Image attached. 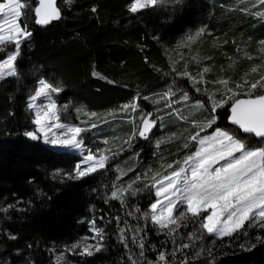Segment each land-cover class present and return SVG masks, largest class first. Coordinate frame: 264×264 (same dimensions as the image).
Segmentation results:
<instances>
[{
  "label": "trees",
  "instance_id": "1",
  "mask_svg": "<svg viewBox=\"0 0 264 264\" xmlns=\"http://www.w3.org/2000/svg\"><path fill=\"white\" fill-rule=\"evenodd\" d=\"M133 2L59 0L62 17L42 27L35 22L37 0H27V14L20 22L31 36L20 43L18 75L0 80V264H57L60 256L61 264H131L129 257L146 264L156 261L160 252L170 264H180L186 256L188 264H209L206 251L192 259L201 248L212 249L214 264H264V242L256 239L264 238V221L245 222L238 232L221 238L201 232L204 215H189L171 236L145 218L156 199L153 184L193 153L190 137L196 132L225 128L249 145H264V140L229 124L231 100L217 109L216 123L201 131L212 115L209 95L216 93L220 99L225 92L218 81H228L227 87L239 98L264 76V18L256 15L264 13V4L158 0L133 13ZM193 35L195 40L183 48L181 57L170 52L171 45ZM12 51L15 44L6 43L0 59ZM205 68L209 71L203 73ZM185 72L197 82L182 75ZM41 79L63 87L59 100L68 107L61 113L62 121L82 122V136L104 139L96 147L105 151L104 168L70 179L79 155L25 135L37 131L29 99ZM170 92L175 95L167 96ZM183 93L189 95L186 102ZM262 93L260 88L255 92ZM197 101L206 102L205 107L198 109ZM75 104L95 116L79 114ZM149 112L158 120L154 133L163 132L161 144L154 145L153 133L126 143ZM116 187L126 190L124 203L111 198ZM92 221L103 229V240L92 230ZM121 228L127 248L120 239ZM85 236H94L101 250L93 249L91 256L81 255V248L71 250ZM133 236L137 243L141 238L145 242L143 257ZM181 244L190 247L179 251Z\"/></svg>",
  "mask_w": 264,
  "mask_h": 264
},
{
  "label": "snow or ice",
  "instance_id": "2",
  "mask_svg": "<svg viewBox=\"0 0 264 264\" xmlns=\"http://www.w3.org/2000/svg\"><path fill=\"white\" fill-rule=\"evenodd\" d=\"M157 2L158 0H134L130 11L135 13L141 8L155 6ZM259 3L264 4V0H259ZM39 5L34 9L37 24L46 25L52 20L60 18V12L55 8L53 0H39ZM27 10V0H0V17H2L0 19V45L14 43L16 49L15 52L8 54L5 59L0 60V79L18 74L15 61L19 55L20 41L31 36V33L26 30V26L21 27L19 23L20 19L26 16ZM256 15L264 18V13H256ZM203 31L204 29H201L196 35L199 36ZM192 39L194 37H188L189 41ZM261 43L264 44V41H261ZM208 71V68L203 69V73ZM203 73L200 74L201 80L203 79ZM93 75L98 74L93 72ZM182 75L193 79L194 83L197 82L187 72L182 73ZM218 83L225 86V92L220 99H216V93L209 95L208 100L211 102L209 111L212 115L201 127V131L204 128H211L216 123L218 118L216 115L217 109L224 107L231 100V115L229 117L231 123L237 125L244 133L253 134L255 137L264 140V94H255L258 88L264 92V76L261 77L260 81L250 84L247 99H237V93L227 87L228 81L221 80ZM245 83L247 84V81ZM38 84L39 87L31 97L32 101H36L40 97H49L51 93H58L62 90L43 79L39 80ZM236 87L240 88L242 85H236ZM197 91H200V89L197 88ZM166 95L172 96L175 93L170 92ZM181 99L185 102L188 101V93H183ZM205 103L197 101L196 107L202 109L205 107ZM29 107H35V104L30 103ZM67 107V105L64 106L65 110H67ZM130 107L135 109L136 105L133 104ZM91 115L95 116V113ZM54 120L59 121L57 105L54 101H50L36 111L34 123L37 125V131H29L25 135L32 140H37L41 138L40 134L42 133L44 141L52 145L81 148L83 141L78 137L86 129L68 127L64 137L57 136L56 133H52V128H63L65 126L60 123H52ZM155 125L156 120L152 118L151 113L143 116L140 125L134 128L132 136L126 143L137 135L147 138V134L151 132ZM197 126L199 127V125ZM92 127L94 128L96 125L93 124ZM49 133H51V137ZM190 139L198 140L200 145L195 153L186 157L183 161L184 165L190 167L182 166L170 175L164 176L163 179L156 180L153 184V187H156L157 184L159 187L156 190L158 199L150 206L151 221L158 225L160 229L167 228V235L171 236L181 226L180 222L186 220L189 214L193 218L199 217L202 211L210 208L212 212L204 217L201 228L206 230L209 235H218L221 238L232 236L245 226V222L264 221V146L250 148L235 134L219 127L215 128L211 135L200 137V132H196ZM106 160L107 157L105 156L97 158L89 152L84 158V163L88 166L82 168L80 164H77L75 175L69 174V178H82L95 172L98 168H104ZM221 161L224 163L221 164ZM214 165L219 166L213 167ZM168 167H172V165H168ZM128 187L131 188V185ZM125 192V189L116 187L111 192V198L124 203L122 197ZM3 211H7V209H3ZM117 219L119 218L117 217ZM92 225V230L96 236L103 240V229L96 228L95 221H92ZM9 238L15 240L17 237L10 235ZM120 239L127 248L128 242L123 228L120 229ZM189 239L191 240L192 237L189 236ZM256 239L264 242L262 237L258 236ZM132 243L137 244L140 249L139 256L143 257L144 240L141 238L137 243L136 237L133 236ZM101 247V244L84 246L77 243L72 245L71 250L82 248L81 255L91 256L93 255V249L98 252ZM189 247L190 244H181L177 250L183 251ZM241 247L244 248L245 246L241 245ZM255 247V244L251 245V248ZM205 251L210 258L209 264H214L211 248H201L194 254L192 259L200 258ZM175 254L176 250L171 253L173 258ZM129 259L131 264H138L137 260L131 257ZM62 260L63 256L58 257L57 264H61ZM188 261L189 257L186 256L180 261V264H188ZM146 264H170V261L164 252H160L156 261H147Z\"/></svg>",
  "mask_w": 264,
  "mask_h": 264
},
{
  "label": "rangeland",
  "instance_id": "3",
  "mask_svg": "<svg viewBox=\"0 0 264 264\" xmlns=\"http://www.w3.org/2000/svg\"><path fill=\"white\" fill-rule=\"evenodd\" d=\"M132 4V3H131ZM131 6V5H130ZM142 9V8H141ZM0 19H2V17H0ZM19 23H20V25H21V22L19 21ZM21 27H22V25H21ZM192 37H194V39H192L191 41H189L188 39L186 40V41H183V42H181V43H178V44H174V45H171L170 46V48H169V50H170V52L171 53H173V55H175L177 58H179V57H181L182 55H183V52H182V50H183V48L186 46V45H190L194 40H195V38H196V35H193ZM28 38V37H27ZM26 38H24V39H22L21 41H20V43L23 41V40H25ZM2 47H4V45H0V49L2 48ZM12 52H15V51H12ZM12 52H10V53H12ZM9 53V54H10ZM6 58V57H5ZM5 58H3V59H5ZM3 59H0V60H3ZM16 62V61H15ZM15 66H16V63H15ZM16 69H17V67H16ZM17 73H18V70H17ZM18 75V74H17ZM16 75V76H17ZM9 77H11V76H9ZM6 78V77H5ZM1 80V79H0ZM47 82H49V83H51L54 87H59V88H61L62 90L60 91V92H58V93H51L50 94V96L49 97H40V98H38L36 101H32L31 100V97L35 94V92H34V94L30 97V99H29V104L30 103H34L35 104V107H32V108H30L31 110H32V112H33V115H34V119H35V114H36V111L37 110H40V108H41V106H43V105H47L50 101H54L55 103H56V105H57V110H58V115H59V121H52V123H60V124H63L65 127H63V128H52V133H56V135L57 136H61V137H64V134L66 133V131H67V128L68 127H81V128H84V129H86V126H84V124L82 123V122H80V123H77V124H72V123H68V122H65V121H62L61 120V113L63 112V111H66L65 110V108H64V106L65 105H67L66 103H64V102H60V93L63 91V87L58 83V82H56V81H50V80H46ZM39 87V86H38ZM74 109L79 113V114H81V115H84V116H86V117H89V116H92L91 114H92V112L87 108V107H85L84 105H82V104H75L74 105ZM78 110H80V111H78ZM149 113H151L152 114V112H149ZM148 114V113H147ZM147 114H145V115H147ZM145 115H143V116H145ZM152 118L153 119H155L156 120V123L158 122V120L155 118V117H153L152 116ZM215 128H217V127H215ZM215 128L213 129V130H210V131H208V132H204V133H200V137H203V136H205V135H211L212 134V132L215 130ZM159 129H161V128H159ZM208 129H210V128H208ZM222 130H226V131H229L230 133H233L234 134V132L232 131V130H229V129H225V128H221ZM85 131H83L81 134H80V137H78V139H81L82 141H83V144H82V146H81V148H79V149H77V148H74V147H64V146H60V145H52V144H50V143H47V142H45L44 141V139H43V135H42V133L40 134V136H41V139H42V141L46 144V145H48L49 147H51V148H54V149H59V150H67V151H71V152H73V153H75V154H77V155H79L81 158H80V160L78 161V163L77 164H80L81 165V167L83 168V167H87L88 165L87 164H85L84 163V158L89 154V152H91L92 154H94L97 158H99L100 156H105L106 157V155H105V151H104V149H103V146H102V150H101V148H99L98 150H97V148L98 147H100L101 146V144L100 143H102L103 141H104V139L102 138V137H99V136H96V137H91V136H88L87 138L85 137V136H82V134L84 133ZM152 136H151V140H152V142L154 143V145L157 147V146H159L160 144H161V142H162V140H163V132L161 131V130H159L158 132H153V134H151ZM195 135V134H194ZM49 136L51 137V133H49ZM236 136V135H235ZM237 137V136H236ZM66 138V137H65ZM237 138H239V137H237ZM240 139H242V138H240ZM250 148H255V147H261V146H252V145H249L248 143H247V141H245L244 139H242ZM194 142H195V149H194V151H193V153H195L197 150H198V148L200 147V145H199V143H198V140H193ZM262 146H264V145H262ZM97 147V148H96ZM192 153V154H193ZM192 154H190V155H192ZM189 155V156H190ZM238 155V154H237ZM221 164H223L224 162L223 161H221L220 162ZM105 164H106V162H105ZM190 167L189 165H184V164H182L181 166H179L178 168H176V170H178L180 167ZM216 166H219V165H214L213 167H216ZM98 169H100V168H98ZM175 170V171H176ZM159 187V185L157 184L156 185V187H154L155 188V190H154V192H155V196H156V190H157V188ZM158 199V197L156 196V199H155V201L153 202V203H155L156 202V200ZM151 206V205H150ZM150 206H149V208L145 211V218H146V221L148 222V223H151V224H153V225H155L157 228H159V226L158 225H156V224H154L152 221H151V219H150ZM183 207V206H182ZM211 212H212V209H207L206 211H202L201 212V214H200V216L201 215H204V217H206L207 215H209V214H211ZM147 214V215H146ZM190 215V214H189ZM182 222V221H181ZM181 222H180V224H181ZM254 222H262V221H254ZM174 227V226H173ZM160 229V228H159ZM160 230H162V231H168V229L167 228H164V229H160ZM201 232H206V230H204V229H202L201 228ZM207 233V232H206ZM215 236H218V235H215ZM93 237L94 236H85V237H83V238H81L79 241H78V243H81L82 245H84V246H86V245H88V244H91V245H96V243H95V239H93ZM220 237V236H219ZM85 238H87V239H85ZM82 249V248H81Z\"/></svg>",
  "mask_w": 264,
  "mask_h": 264
},
{
  "label": "water",
  "instance_id": "4",
  "mask_svg": "<svg viewBox=\"0 0 264 264\" xmlns=\"http://www.w3.org/2000/svg\"><path fill=\"white\" fill-rule=\"evenodd\" d=\"M53 4H54L55 8H57V9L59 10V12H60V18H61V17H62V11H61V8H60V6H59V0H53ZM39 6H40V5H39V0H37V5H36V7H39ZM36 7H35V8H36ZM35 18L37 19L36 15H35ZM60 18H59V19H60ZM59 19H54V20H52L50 23H48V24H46V25H41V24H38V25H39V26H42V27H46V26L52 24L53 22H55V21H57V20H59ZM262 94H264V93H262ZM247 98H248V96H242V97H239V98H237V99H247ZM230 115H231V110H230V113H229V117H230ZM229 117H228V122H229V124H230L232 127L237 128V129H238L242 134H244V135H252V136H254L253 134L244 133L242 130H240V129L238 128L237 125L232 124L231 121H230V119H229ZM156 127H157V123H156V125L152 128L151 132H149L147 135L153 133V132L156 130ZM254 137H255V136H254ZM256 138H257V137H256ZM257 139H260V138H257Z\"/></svg>",
  "mask_w": 264,
  "mask_h": 264
}]
</instances>
